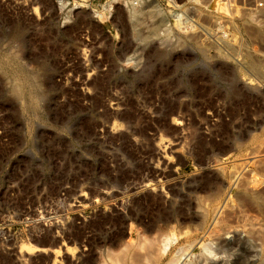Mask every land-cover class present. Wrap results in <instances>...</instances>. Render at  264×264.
I'll use <instances>...</instances> for the list:
<instances>
[{"label":"rangeland","instance_id":"374dc122","mask_svg":"<svg viewBox=\"0 0 264 264\" xmlns=\"http://www.w3.org/2000/svg\"><path fill=\"white\" fill-rule=\"evenodd\" d=\"M108 1L0 0V264H264V0Z\"/></svg>","mask_w":264,"mask_h":264},{"label":"built area","instance_id":"2783aa9c","mask_svg":"<svg viewBox=\"0 0 264 264\" xmlns=\"http://www.w3.org/2000/svg\"><path fill=\"white\" fill-rule=\"evenodd\" d=\"M134 3H137V0H134ZM177 8L179 9L178 15L184 19H187V16H188L187 11L182 6H179V5Z\"/></svg>","mask_w":264,"mask_h":264},{"label":"bare ground","instance_id":"6f19581e","mask_svg":"<svg viewBox=\"0 0 264 264\" xmlns=\"http://www.w3.org/2000/svg\"><path fill=\"white\" fill-rule=\"evenodd\" d=\"M114 1H116V0H110V1L106 2V3L104 4V6H105L106 8H110V7H112ZM27 244H28V243H27ZM28 245H31L32 247L34 246V244H31V243H29Z\"/></svg>","mask_w":264,"mask_h":264}]
</instances>
